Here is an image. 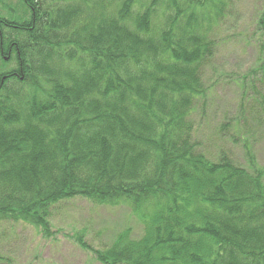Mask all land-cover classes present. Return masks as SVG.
<instances>
[{
  "label": "trees",
  "instance_id": "trees-1",
  "mask_svg": "<svg viewBox=\"0 0 264 264\" xmlns=\"http://www.w3.org/2000/svg\"><path fill=\"white\" fill-rule=\"evenodd\" d=\"M233 11V0H0V224L50 238L55 207L82 198L127 206L144 228L103 250L79 239L100 264H264L253 154L264 12L255 68L237 83L240 115L218 133L247 167L197 140Z\"/></svg>",
  "mask_w": 264,
  "mask_h": 264
},
{
  "label": "rangeland",
  "instance_id": "rangeland-1",
  "mask_svg": "<svg viewBox=\"0 0 264 264\" xmlns=\"http://www.w3.org/2000/svg\"><path fill=\"white\" fill-rule=\"evenodd\" d=\"M9 1L13 5L20 2ZM233 1L234 11L218 32L221 47L204 79L211 93L208 108L201 111L195 122L201 129L197 140L204 150L225 152L247 167L244 149L235 146L230 136L218 133L225 122L240 115L241 92L237 83L257 62L259 49L255 42L261 36L257 24L264 12V0ZM2 63L0 59V69L5 68ZM253 148L258 164L264 168V133L256 139ZM51 225L53 235L48 238L29 225L0 224V264H100L91 250L81 246L79 239L93 250H103L127 228L133 229L135 239L144 233L129 207L100 206L82 198L57 205Z\"/></svg>",
  "mask_w": 264,
  "mask_h": 264
}]
</instances>
